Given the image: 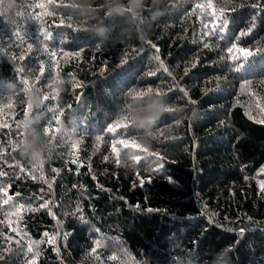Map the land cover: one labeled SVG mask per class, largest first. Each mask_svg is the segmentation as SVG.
<instances>
[{
	"label": "trees",
	"instance_id": "1",
	"mask_svg": "<svg viewBox=\"0 0 264 264\" xmlns=\"http://www.w3.org/2000/svg\"><path fill=\"white\" fill-rule=\"evenodd\" d=\"M208 2L0 0V188L16 194L0 209L26 205L19 221L0 210V264H264V0H211L227 28L205 36L212 18L192 10ZM232 44L255 53L239 71ZM148 94L170 108L154 125L106 131ZM36 134L39 159L23 146Z\"/></svg>",
	"mask_w": 264,
	"mask_h": 264
},
{
	"label": "snow or ice",
	"instance_id": "2",
	"mask_svg": "<svg viewBox=\"0 0 264 264\" xmlns=\"http://www.w3.org/2000/svg\"><path fill=\"white\" fill-rule=\"evenodd\" d=\"M52 0H49V3H51ZM252 7L254 8H261L262 5L259 4V3H254L252 5ZM36 8L38 9H44L45 8V5L43 3H38L36 4ZM197 9L199 10H208L206 14L210 15L212 20H211V24H212V27L210 28L209 27V24L208 23H204L203 27L207 30L203 33V35L207 36V35H216L217 32H223L226 28H227V17H225L224 15V12H223V9L220 10V13L219 15H217V12L211 2V0H209V2L207 4H200V3H197L195 4L194 8H193V12H195ZM203 14V13H202ZM52 15L51 12H48V11H44V12H41V13H37L35 15V20L37 22H40L41 26H40V32H41V35L43 36V39L44 40H47L49 39L52 34L51 33H45L43 31V22H42V17L44 16H50ZM217 21H219V27L217 28L216 25H217ZM255 17H253V25L252 27L254 28L255 27ZM60 25H64V20H61L60 21ZM67 27L71 28L72 25L71 24H68ZM251 31H252V28H249L247 31H244V32H241L240 35H250L251 34ZM16 37H20L21 41L23 40V37L21 36V33L20 31H17L15 33ZM203 46L205 48L209 47V44L208 43H204ZM153 47H155L153 45ZM56 49L55 51L53 50H49L48 47H43L42 51L45 55L48 56V61H41L40 63V67L38 69L39 73L42 75L44 73V63H47L48 64V68H49V73L48 75L51 76L52 75V72H51V69L53 68L54 64L56 63V61L52 58H55L57 57L58 55H60V51H59V48L58 46L54 43L53 46H52V49ZM27 49L28 51L30 52L32 50V44L31 43H28L27 44ZM158 51V49H157ZM258 51V50H257ZM64 56L65 55H72V53L68 52V51H63L62 53ZM255 53L253 52V50L251 48H248V47H245V46H237V44H232L230 47H228L226 49V58L231 60L232 61V64H233V67H234V70L236 71H239L240 70V66L236 64L237 61H248L250 57H252ZM20 60H23L24 59V56H20L19 57ZM159 59V58H157ZM122 63H127V57L125 56V58L122 60ZM14 71L16 73H23V68L22 67H17L14 69ZM219 79V78H217ZM15 81V79H13ZM23 83H28V80L27 79H23L22 80ZM252 84V81L250 79H244L243 83L240 85V87L243 89L245 88L246 86H249ZM6 85V82L3 80V79H0V88L4 87ZM152 89L148 88V89H141L139 91L136 92V96L137 97H142L144 96L147 92L151 91ZM156 94L159 95L160 92L157 90L156 91ZM251 94V93H250ZM52 99H54L55 97H51ZM46 99H49V97H46ZM262 112H264V108L261 109ZM58 122V117L55 118ZM259 123H262L264 124V119H261L258 121ZM129 124H131V121L128 120L127 117H121L119 121H114L112 123H109L108 126H107V129L106 131L109 132V133H113L115 134L119 128L123 127V128H127L129 126ZM4 126H7V125H4ZM56 131V129H54L52 127V125H50L46 130H45V134L46 135H49L51 136L53 139H55V136L53 135V133ZM99 141H102L103 140V136L102 135H99L98 137ZM82 140H77L75 141L74 143H71L70 145V150H74L76 149L77 145L79 143H81ZM114 142H118L119 144L121 145H125V144H128V145H133L135 144V141H128L127 139H119L118 141H114ZM55 171V170H53ZM262 172H264V169H262ZM168 181L170 183H174L175 181L172 179V177H168ZM150 183L151 182V178L148 177L146 179H142L141 180V184L143 183ZM259 187H260V190L262 192H264V181H260L259 182ZM0 192H3V195H4V199L2 201V204L3 205H10V201H12L14 199V196L16 194H13V196H9L8 194V189L6 188H0ZM44 207L47 206V204L43 205ZM26 207V205L24 203H19L18 205H11L10 208L11 210H8V209H0V210H3L5 211V215L6 216H16L17 217V220L19 221L20 219H22V217L19 215V213ZM81 219H83V217H81ZM10 227V226H9ZM10 231H15L17 233V235H21V230L19 229H11L10 227ZM243 229H241V233H243ZM26 235V234H25ZM45 236L48 235L47 232L44 233ZM64 236L66 237L67 236V233L64 234ZM4 239V242L5 243H8V242H11L14 238L11 236V235H4L3 237ZM55 241V237H53L52 239H50L48 241V243H53ZM17 243H20L19 240L16 241ZM97 244H99V241H96ZM28 252H33V249L32 247H28ZM230 250V249H229ZM93 252H95V248H93ZM36 256L39 255V253H35ZM0 259H3L2 256H0ZM109 259L110 260H116V256L115 255H112V256H109ZM26 264H36V261L33 259L31 261H27Z\"/></svg>",
	"mask_w": 264,
	"mask_h": 264
},
{
	"label": "clouds",
	"instance_id": "3",
	"mask_svg": "<svg viewBox=\"0 0 264 264\" xmlns=\"http://www.w3.org/2000/svg\"><path fill=\"white\" fill-rule=\"evenodd\" d=\"M169 110V105L163 99L148 94L146 101L141 98L126 115L133 124L139 127H146L154 125ZM40 144L41 137L36 134L31 140L26 139L23 146L26 151L33 152L35 159H39L41 156Z\"/></svg>",
	"mask_w": 264,
	"mask_h": 264
}]
</instances>
